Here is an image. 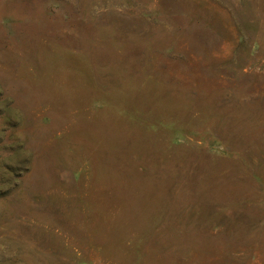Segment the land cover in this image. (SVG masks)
<instances>
[{
  "label": "rangeland",
  "instance_id": "rangeland-1",
  "mask_svg": "<svg viewBox=\"0 0 264 264\" xmlns=\"http://www.w3.org/2000/svg\"><path fill=\"white\" fill-rule=\"evenodd\" d=\"M0 264H264V0H0Z\"/></svg>",
  "mask_w": 264,
  "mask_h": 264
}]
</instances>
